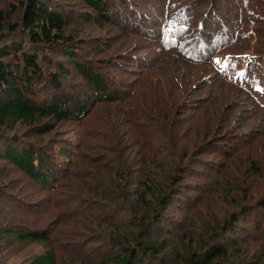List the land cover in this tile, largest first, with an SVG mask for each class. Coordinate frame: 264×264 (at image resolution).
I'll return each mask as SVG.
<instances>
[{
    "label": "trees",
    "instance_id": "16d2710c",
    "mask_svg": "<svg viewBox=\"0 0 264 264\" xmlns=\"http://www.w3.org/2000/svg\"><path fill=\"white\" fill-rule=\"evenodd\" d=\"M261 94L264 0H0V264H264Z\"/></svg>",
    "mask_w": 264,
    "mask_h": 264
},
{
    "label": "rangeland",
    "instance_id": "374dc122",
    "mask_svg": "<svg viewBox=\"0 0 264 264\" xmlns=\"http://www.w3.org/2000/svg\"><path fill=\"white\" fill-rule=\"evenodd\" d=\"M251 29H253V25H251ZM257 41V37L252 41L251 44V49L245 50L243 54L239 56H231V55H226V54H217L214 57V61L216 62L217 66L219 69L226 74L227 77L230 79L236 80L240 83H248L247 76L249 74V67H252L250 65V56L253 53V46H255V43ZM253 78H251V81ZM256 83V82H254ZM252 85L250 84V87ZM255 90V92H258L257 88H252ZM262 96V94H261ZM264 99V97L262 96ZM263 117V112H259L258 115L256 114V117L258 118V123H256L255 120V125L258 124V127H260V117Z\"/></svg>",
    "mask_w": 264,
    "mask_h": 264
}]
</instances>
